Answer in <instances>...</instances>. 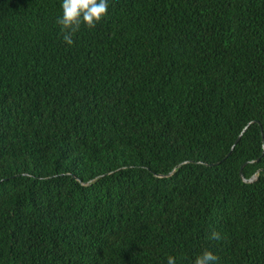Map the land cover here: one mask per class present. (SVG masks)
I'll return each instance as SVG.
<instances>
[{
    "label": "trees",
    "instance_id": "obj_1",
    "mask_svg": "<svg viewBox=\"0 0 264 264\" xmlns=\"http://www.w3.org/2000/svg\"><path fill=\"white\" fill-rule=\"evenodd\" d=\"M108 4L0 0V264H264V0Z\"/></svg>",
    "mask_w": 264,
    "mask_h": 264
},
{
    "label": "clouds",
    "instance_id": "obj_2",
    "mask_svg": "<svg viewBox=\"0 0 264 264\" xmlns=\"http://www.w3.org/2000/svg\"><path fill=\"white\" fill-rule=\"evenodd\" d=\"M108 0H62V16L56 23L61 26L63 40L68 44L74 43L73 36L79 30L81 24L88 28H95L108 13ZM211 239L219 241L221 236L213 231ZM218 257L209 249L203 250L195 257L193 264H215ZM167 264H176L174 256L167 257Z\"/></svg>",
    "mask_w": 264,
    "mask_h": 264
},
{
    "label": "water",
    "instance_id": "obj_3",
    "mask_svg": "<svg viewBox=\"0 0 264 264\" xmlns=\"http://www.w3.org/2000/svg\"><path fill=\"white\" fill-rule=\"evenodd\" d=\"M249 124H250V123H248V124L243 128L242 132H244V131L246 130V128H247V126H248ZM260 131H261L262 147L264 148V135H263V132H262V128H260ZM241 134H242V133H241ZM241 134L236 138L235 143L239 140ZM232 149H233V146L231 147V150H232ZM228 154H229V153H228ZM228 154H227V155H228ZM257 160H258V159H255V160H252V161H247V162H245V163H243V164L241 165L239 175H240V178L242 179V181H244V182H253V181L257 178V174H253V175H251L249 178H245V177L243 176V174H242V168H243V166H244L245 164H247V163H249V162H254V161H257ZM177 166H179V165H177ZM172 172H173V171H170V172H169L168 174H166V175H163V174H157V176H159V177H162V176H168V175L172 174Z\"/></svg>",
    "mask_w": 264,
    "mask_h": 264
}]
</instances>
